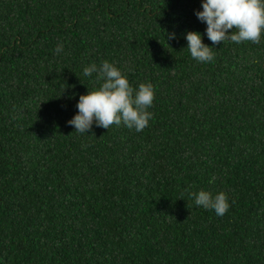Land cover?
Returning a JSON list of instances; mask_svg holds the SVG:
<instances>
[{
    "label": "trees",
    "instance_id": "1",
    "mask_svg": "<svg viewBox=\"0 0 264 264\" xmlns=\"http://www.w3.org/2000/svg\"><path fill=\"white\" fill-rule=\"evenodd\" d=\"M197 10L0 0V264H264V37L197 62L187 31L213 47ZM105 60L153 85L140 133L67 123L99 87L83 68ZM200 190L226 193V214Z\"/></svg>",
    "mask_w": 264,
    "mask_h": 264
},
{
    "label": "clouds",
    "instance_id": "2",
    "mask_svg": "<svg viewBox=\"0 0 264 264\" xmlns=\"http://www.w3.org/2000/svg\"><path fill=\"white\" fill-rule=\"evenodd\" d=\"M201 8L195 11V15L201 23L206 24L204 35L213 47L203 43L201 33L187 31L184 37L186 48L197 62L214 61L213 49L221 42L259 44L264 37V0H201ZM168 38L174 39L175 33L168 34ZM64 51L63 42L54 49L56 55ZM94 73L95 83L99 87L79 96L77 113L67 121L75 132L87 134L94 125L104 129L123 125L137 133L147 128L154 117V113L148 110L155 98L153 85L141 83L133 88L127 76L107 60L100 65L90 63L82 70L84 77H92ZM190 196L197 207L214 211L217 216L225 215L230 207L228 196L222 191L213 195L200 190L190 193Z\"/></svg>",
    "mask_w": 264,
    "mask_h": 264
}]
</instances>
